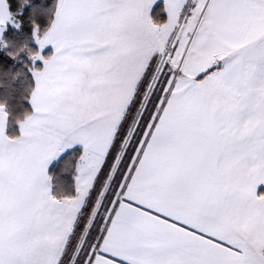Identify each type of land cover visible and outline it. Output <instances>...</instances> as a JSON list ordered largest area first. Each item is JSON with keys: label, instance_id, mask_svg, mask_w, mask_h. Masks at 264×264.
<instances>
[{"label": "snow or ice", "instance_id": "6c2138e0", "mask_svg": "<svg viewBox=\"0 0 264 264\" xmlns=\"http://www.w3.org/2000/svg\"><path fill=\"white\" fill-rule=\"evenodd\" d=\"M18 81L0 264H264V0H0Z\"/></svg>", "mask_w": 264, "mask_h": 264}, {"label": "trees", "instance_id": "16d2710c", "mask_svg": "<svg viewBox=\"0 0 264 264\" xmlns=\"http://www.w3.org/2000/svg\"><path fill=\"white\" fill-rule=\"evenodd\" d=\"M13 87L15 88V91L11 94H9L7 89L0 88V100H8V110L11 114L9 120L10 124H12L17 117L22 116L25 110L30 111V105L22 99V97L28 95V92L26 91L27 85L18 81ZM13 130L14 125L9 131L11 132Z\"/></svg>", "mask_w": 264, "mask_h": 264}]
</instances>
